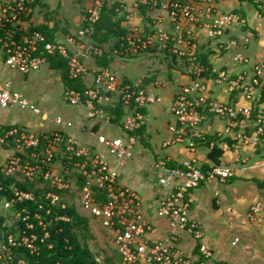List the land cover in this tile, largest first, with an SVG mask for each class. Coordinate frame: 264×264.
<instances>
[{"label": "built area", "instance_id": "built-area-1", "mask_svg": "<svg viewBox=\"0 0 264 264\" xmlns=\"http://www.w3.org/2000/svg\"><path fill=\"white\" fill-rule=\"evenodd\" d=\"M34 1L0 0V51L6 62L13 69L29 74L48 62L47 54L67 57L70 78L83 77L88 84L84 91L66 86L64 97L67 103L83 105L88 118L106 121H111L112 116L105 107L123 103L127 110L121 120L124 135H100L99 142L104 150H96L60 129L34 132L17 126L8 128L0 123V145H12L14 148L13 155L0 167V173L31 182L42 180L41 185L47 184L58 191L77 188L79 175L76 173L87 177L75 201H79L78 206L87 215L113 232V244L121 257V264H208L214 251L203 241L200 224L191 218L195 201L193 191L204 182L229 179L234 170L222 159L219 164L212 163L208 169L198 165L197 143L205 137L197 128L212 115L225 122L219 136L231 139L228 148L264 147V107L260 105L264 98L261 82L264 60L257 62L250 71L242 70L235 75L228 70H218L213 77L215 83L225 84L240 98L237 102L214 98L205 74L209 67L199 58V45L194 36L190 31H184L179 21L186 17L193 23H202L203 13L197 4L206 3V12L212 15L218 0L140 1L165 10L178 31L172 35L158 28L144 34L134 28L119 37L120 43L113 47L115 56L134 57L152 48H169L187 65L191 78L171 102V111L180 124L178 135L164 144L184 143L186 158L177 168L171 167L167 158L156 162L161 171L160 186L170 189L157 205V216L167 221L169 234L163 240H153L150 236L153 226L146 216L142 196L136 189L119 183V174L111 166L109 155L119 160L134 157L138 143L136 132L145 123L142 109L160 102L161 97L148 87L144 77L125 79L108 67L91 69L81 59L80 55L96 57L104 53V47L94 43L92 37L102 10L110 0H92L83 15L84 26L64 40L55 41H49L44 33L32 27ZM239 20L236 13L228 12L203 24L209 36L215 37ZM236 60L249 62L242 53L236 55ZM152 84L159 87L163 82L156 80ZM12 104L40 112L8 84L7 88L0 89V106ZM56 124L75 127L72 121L61 116L56 118ZM253 124L255 129L250 131ZM56 190L43 192L40 198L34 191L16 184L9 187L0 185V264H26L24 260L15 261L13 250L18 247L28 249L31 254L41 253L43 243L51 233L47 217L54 207L67 206ZM101 195L105 200L100 199ZM53 217L55 220H69L63 215ZM248 219L264 223V201L251 206ZM184 234L191 236L196 252L187 253L183 249ZM57 264L67 263L59 261Z\"/></svg>", "mask_w": 264, "mask_h": 264}, {"label": "crops", "instance_id": "crops-1", "mask_svg": "<svg viewBox=\"0 0 264 264\" xmlns=\"http://www.w3.org/2000/svg\"><path fill=\"white\" fill-rule=\"evenodd\" d=\"M140 1L110 0L108 6L116 5L117 7V14L113 16V20L117 24L115 29L124 32L120 34L121 36L130 33L134 28H138L144 34L152 33L158 28H162L172 35L177 33L176 23L169 18L165 10L160 7H151L140 3ZM91 3L92 0H36L31 15L32 25L46 27L49 35L53 36L55 40H64L67 35L76 33L84 26L83 15ZM136 3H140L139 6H136ZM197 7L203 13L202 23H193L186 17H181L179 22L184 31H190L194 36L199 45V54L204 52L209 54L212 75L216 74L218 70H228L234 75L242 70L250 71L257 62L264 60V0H218L216 11L212 15L207 14L206 3L199 2ZM228 12L236 13L240 20L226 28L222 34L210 37L208 29L203 23L210 22L216 16ZM114 40L115 38H112L110 43H113ZM238 53H242L249 59V62L237 61L236 55ZM2 55L6 62L5 55ZM161 56L163 59L169 57V59H165L167 70L165 76L158 75L155 67L137 76L153 77V81L147 82L148 87L155 90L161 97L160 102L145 107L143 111L145 123L142 126V136H139L137 144H142L150 153L141 151L139 148L136 149V144L134 157L119 160L109 155L111 166L119 174V183L136 189L142 196L146 216L153 226V231L150 234L153 240H163L169 234L167 221L157 216V205L159 199L170 189H163L160 186L161 171L156 167V162L161 158H167L170 166L177 168L181 167L182 161L186 158L184 143L173 142L168 146L164 144L172 141L178 135L180 127L177 118L171 111V102L182 86L191 80L187 65L178 57L177 61H174L173 56L168 55L161 48L135 57L150 62L151 59L161 58ZM80 57L91 69L103 67L94 56L80 55ZM135 57L115 56L108 68L116 72L113 68L114 65H120V61L123 59ZM43 66L48 67V76L53 77V73H58L62 77L61 70L54 67L51 62H47ZM116 73L124 78H137L129 77L118 71ZM213 77L208 76L211 95L214 98L227 102L239 100L240 96L231 93L225 84L215 83ZM156 80L162 81L163 85L154 87L152 83ZM261 82L264 86V75L261 77ZM8 84L11 88V81L6 82L5 85L0 82V89L7 88ZM65 87L66 85L64 90ZM13 105L18 104L9 106ZM260 105L264 107V98ZM8 107L0 106V123L6 127L17 126L34 132L62 129L66 134L76 137L82 144L91 146L96 150H104L99 142L100 135L108 137L124 135L122 125L116 124L112 119L106 121L88 118L86 108L83 105L78 106L81 107V111L78 112L75 119H65L72 121L75 127L44 125L45 128L38 131L29 128V125L20 126L14 122H8V116L3 111L4 108ZM39 110L40 112L33 111V113L40 114L41 109ZM112 126H119L122 133L120 135L108 134L107 131H110ZM224 126L223 120L210 115L197 128L205 137L197 143L198 165L203 169L205 166L212 165L213 162L209 160L208 153L214 146L212 143L215 142L211 141V144L207 145L206 141L208 137L213 136L218 138L221 147L224 149L222 160L234 170V174L229 179L204 182L193 191L195 201L192 205L191 218L200 224L203 241L213 249L214 255L219 250L224 236L230 235L236 229L245 239L243 242L244 250H251L256 245L257 239H264V223L248 219L251 206L259 201H264V147L258 146L256 149L251 147L228 148L231 139L229 137L224 139L219 136ZM254 129L255 125L253 124L250 131ZM13 153L12 145H0V167L8 161ZM211 231L218 236L216 239L211 236ZM242 238L236 236L232 244L236 239L239 242ZM194 245L191 236L184 234L183 249L187 253H194L197 251L194 249ZM260 248H264V246L260 245Z\"/></svg>", "mask_w": 264, "mask_h": 264}, {"label": "trees", "instance_id": "trees-1", "mask_svg": "<svg viewBox=\"0 0 264 264\" xmlns=\"http://www.w3.org/2000/svg\"><path fill=\"white\" fill-rule=\"evenodd\" d=\"M35 2L36 0L34 3ZM108 5L109 2L102 10L100 20L96 23V30L92 37V41L94 43L104 47L105 49L102 55L96 56L99 64L103 67H108L110 62L115 57L113 47L114 45H118L120 43V34L124 33L123 31L115 29L117 24L114 22L113 16L117 14L116 5H113L112 7H109ZM32 27L44 33L49 41H55L53 36L49 35L47 32L46 27H35L33 25ZM112 38H115V40L113 43H110ZM155 49L156 48H152L148 52L155 51ZM163 51L168 55H172L173 60L177 61V55L172 54L169 48H165ZM208 55L209 54L205 52L200 53L199 58L209 67V71L205 74L207 76L215 77L216 74L212 75L211 72L212 66L210 65ZM47 59L54 67L61 70L62 78L67 87H72L80 91H84L85 88H87L88 84L83 77H80L79 79L70 78L67 57L61 54H47ZM144 79L147 83L153 81L154 78L144 77ZM105 108L111 114L112 121L116 124H121L122 117L126 112V107L123 103L117 102L115 105H107ZM142 111H144V108ZM142 132V127L137 130L136 135L138 138L139 136H142ZM211 141H214L215 143L208 153V158L213 163L219 164L224 155V149L221 147L217 137H208L206 141L207 145H210ZM208 168H210V166H205L204 169ZM76 174L79 175L77 188L69 189L67 191H58L47 184L44 186L41 185L42 180L31 182L28 180H19L16 176H5L0 173V185L9 187L12 184H16L22 189L34 191L40 198L43 192L56 190L62 195L63 202L67 204L65 208H62L61 206L54 207L52 214L47 217L46 221L49 224L48 226L51 233L50 237L46 239L45 243H43L41 253L39 255L31 254L28 249L18 247L13 250L15 261L24 260L26 261V264H57L59 261L67 264H121V257L117 249L114 256H107L103 261H100L97 257L98 254L92 250L88 242L89 238L92 237L90 218L80 212L79 206L75 201L76 195L79 196V191L85 185L87 177L81 173ZM99 197L102 201L105 200L103 195ZM32 207L35 208L34 206ZM54 215L67 216L69 220H55L53 217ZM50 244H52V247L49 246ZM223 264L228 263L225 262Z\"/></svg>", "mask_w": 264, "mask_h": 264}, {"label": "rangeland", "instance_id": "rangeland-1", "mask_svg": "<svg viewBox=\"0 0 264 264\" xmlns=\"http://www.w3.org/2000/svg\"><path fill=\"white\" fill-rule=\"evenodd\" d=\"M3 53L0 52V82L5 85L6 82L11 81L12 90L18 91L23 98L27 99L34 106L41 109L40 114L33 113L30 108H22L19 105L9 106L4 108L3 111L8 116V122H14L20 126L29 125L28 127L38 131L45 128V126H56V118L58 116L64 119H75L81 107L72 106L65 101L64 98V81L58 73H53V77L48 76L47 66H42L41 70L32 71L29 74H23L15 70L4 61ZM135 57V56H134ZM169 59V57H165ZM157 57L151 59L150 62L142 61L141 58H126L120 61V65H114V70L121 74H126L129 77H137L140 74L149 71L155 67L158 75L165 76L167 74L166 61ZM152 62V64H151ZM76 123V121H75ZM43 124V125H42ZM45 125V126H44ZM111 135H120L122 133L119 126H112L110 131ZM150 153L148 149L144 148L142 144H137L136 149ZM144 154V152H143ZM155 170V169H154ZM153 172V170H152ZM78 196L76 195V199ZM79 205V201H77ZM79 210L84 215L90 218L92 237L88 242L92 250L97 253L100 261L105 260L107 256H114L116 248L113 244V232L104 228L97 220H95L80 206ZM238 229L233 230L230 235H225L223 242L220 244L219 250L216 255L208 262V264H263L264 263V239H257L256 245L250 249L244 250L245 239L242 238ZM213 231H211L212 233ZM213 238H217L216 233H212ZM236 236H240L241 241L236 245L232 241ZM258 253V254H257Z\"/></svg>", "mask_w": 264, "mask_h": 264}]
</instances>
